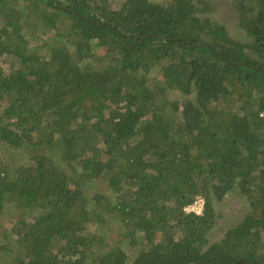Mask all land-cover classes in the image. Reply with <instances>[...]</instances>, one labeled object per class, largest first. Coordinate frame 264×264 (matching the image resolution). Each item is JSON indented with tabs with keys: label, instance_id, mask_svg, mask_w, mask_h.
Returning a JSON list of instances; mask_svg holds the SVG:
<instances>
[{
	"label": "trees",
	"instance_id": "obj_1",
	"mask_svg": "<svg viewBox=\"0 0 264 264\" xmlns=\"http://www.w3.org/2000/svg\"><path fill=\"white\" fill-rule=\"evenodd\" d=\"M240 3L251 43L191 0H0V218L20 214L9 264H264V0L255 14ZM7 147L33 152L22 163ZM103 180L111 194L88 196ZM232 188L249 209L209 243ZM197 195L203 213H184ZM109 220L126 244L145 240L130 263L91 230Z\"/></svg>",
	"mask_w": 264,
	"mask_h": 264
},
{
	"label": "rangeland",
	"instance_id": "obj_2",
	"mask_svg": "<svg viewBox=\"0 0 264 264\" xmlns=\"http://www.w3.org/2000/svg\"><path fill=\"white\" fill-rule=\"evenodd\" d=\"M125 0H109V5L112 8H118ZM152 2L161 3L164 5L171 4L174 0H150ZM242 0H191L192 4L195 6V15L202 19H208L210 21H214L218 24H221L224 28L228 36L231 38L243 42V43H251L253 41V37L246 32V30L240 25V6ZM253 1L255 9L253 14H255L256 10L260 7L258 1L260 0H250ZM245 3V2H244ZM263 6V5H262ZM249 15H252L249 14ZM248 15V16H249ZM74 42V41H73ZM73 42L66 43L67 48H73ZM248 51V50H247ZM48 54L47 51L39 52L40 56H45ZM101 64L99 61L96 62ZM156 79H160L159 75H156ZM168 97L170 99H176L179 101H183L186 98H192L193 94L185 95L184 93L177 90H167ZM6 155L9 157H16L19 162L28 161L27 156H31L32 150L28 147L21 148H6ZM94 187L88 189L87 195L91 196V194L95 191L101 190L108 194H111V190L108 185H106L105 181H97L94 183ZM216 210V223L210 229L207 234V239L209 243L215 242L221 238H223V234L226 229L230 227L236 226L243 218L247 210L249 209V201L246 198V195L241 192L238 188H232L227 191L223 196L221 201H216L214 204ZM20 214L18 211H13V213L7 217L5 215L0 218V232L5 228L8 231L9 237H7L10 249L2 250L0 249V264H9L14 257V248L19 245L17 243V237L13 234L11 227H15V223L19 221ZM91 230L95 232L96 235H99L106 242H115L118 245H121L125 250L128 258L126 262L130 263L132 257L145 246L143 243H138L137 245L126 244V240L122 234L117 235L114 233L113 221L109 220L107 222H100L91 227ZM156 239H158L156 233ZM147 242V241H146ZM19 247V246H18Z\"/></svg>",
	"mask_w": 264,
	"mask_h": 264
},
{
	"label": "built area",
	"instance_id": "obj_3",
	"mask_svg": "<svg viewBox=\"0 0 264 264\" xmlns=\"http://www.w3.org/2000/svg\"><path fill=\"white\" fill-rule=\"evenodd\" d=\"M204 206H205V199L202 195H197L194 197V199L185 204L182 207V210L184 213L187 214H195V215H201L203 213L204 210Z\"/></svg>",
	"mask_w": 264,
	"mask_h": 264
},
{
	"label": "water",
	"instance_id": "obj_4",
	"mask_svg": "<svg viewBox=\"0 0 264 264\" xmlns=\"http://www.w3.org/2000/svg\"><path fill=\"white\" fill-rule=\"evenodd\" d=\"M241 260H238V261H236V262H234V263H232V264H236L237 262H240ZM200 263H202V262H195V263H191V264H200Z\"/></svg>",
	"mask_w": 264,
	"mask_h": 264
}]
</instances>
